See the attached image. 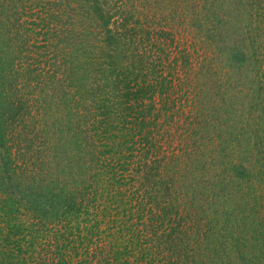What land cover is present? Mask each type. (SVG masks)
<instances>
[{
  "label": "trees",
  "instance_id": "trees-1",
  "mask_svg": "<svg viewBox=\"0 0 264 264\" xmlns=\"http://www.w3.org/2000/svg\"><path fill=\"white\" fill-rule=\"evenodd\" d=\"M175 1L44 15L55 71L24 23L0 24V264H264V0ZM167 5L213 48L195 74ZM214 120L218 183L187 145Z\"/></svg>",
  "mask_w": 264,
  "mask_h": 264
},
{
  "label": "rangeland",
  "instance_id": "rangeland-1",
  "mask_svg": "<svg viewBox=\"0 0 264 264\" xmlns=\"http://www.w3.org/2000/svg\"><path fill=\"white\" fill-rule=\"evenodd\" d=\"M109 2H107V0H100L101 4L105 5L106 7L110 5H114V6H119L122 7L126 10H128L129 12H132V10H135V14L137 15L138 13H142L147 11L145 5L143 4V1H150V0H108ZM71 2V3H70ZM175 4V0H168V4L173 3ZM70 3V4H68ZM35 4V5H34ZM67 4V5H65ZM79 5V0H0V24H2V22L5 20V17H10L9 22L16 23V24H20V23H24L23 25L29 29L28 31L33 35L34 40H36L34 42L35 45V51L36 52H48L43 54V57H45L44 60L40 61L39 65H41L43 68H45L44 71L50 70L51 71H55V69L60 68V69H67L66 66L64 65V62H58L60 61V59L58 60L57 58H55L54 56H51L52 54H54L55 52L53 50H49L48 48H46L44 45V43L47 41L46 39L43 38V36L41 34H37V29L34 27V22H39L41 19H43L44 15L45 18L44 19H49L50 21H55V22H62V19L65 18V16L62 15L61 11L63 9H67L69 7H74L76 10L78 11L80 7H82L81 5ZM40 5L44 6L43 8H45L44 11L40 12L41 10L39 8ZM188 5V0H183V8L186 7ZM18 7L19 9L17 11H15L14 9ZM65 7V8H63ZM85 7L89 10H91L92 5L88 4L87 6L85 5ZM171 7V8H169ZM167 5V10H168V15L164 18V23L163 25H167L166 28L167 29H173L174 30V38L176 39V44L178 43L179 46L181 47V49L185 50L183 52V55H188L190 53V59L193 61V65H194V71L193 74H195V71H199L200 69V63L202 61H205L207 58H211L213 56V48L211 47V45H209L206 41H204L200 35H198L196 32H192L189 27L186 24V19L183 20V18L179 17V14L176 13L174 16L172 15V11L174 9V7ZM41 8V9H43ZM39 9V10H38ZM8 14L6 15L5 11H8ZM36 10H38L36 12ZM40 12L41 16H39L37 18L36 13ZM70 12H72V9L70 10ZM79 13L83 12L82 10L78 11ZM60 13V14H59ZM54 15V16H51ZM73 14V13H72ZM71 14V15H72ZM69 15V17L71 16ZM82 16L85 18V15L82 14ZM42 17V18H41ZM53 17V18H52ZM67 17V16H66ZM166 21H169V23H165ZM179 22L183 23V24H179ZM86 24L88 25H93V23H90L88 21H86ZM3 26V25H2ZM28 34V35H31ZM48 39L50 37L46 36ZM64 37V36H63ZM74 38V36L71 37V39ZM53 39V38H51ZM67 39V38H64ZM55 40H57V38H55ZM40 45V47H39ZM70 49L72 48V44H68ZM42 46V47H41ZM74 47V46H73ZM46 48V50H45ZM57 52L59 51V48H57ZM67 51V48H64V52ZM73 59V58H72ZM70 63L72 62V60L69 61ZM73 63V62H72ZM75 63L72 64L71 68L74 66ZM195 72V73H194ZM202 74H199L197 76V78L195 79V81H199L202 82L203 76H201ZM61 88L58 87L55 91V95L54 98L52 99V104H57V102H61L60 96H61V92H60ZM186 102H192V99H188L186 100ZM187 108L189 109V107L187 106ZM208 118V117H207ZM176 119H178L177 121H179V125L183 124L184 126H182L181 128L185 127L187 124L190 123V121H197V117H176ZM186 123V124H184ZM195 123H193V125L191 124L192 128H193V136H190V138H188V144L189 145V149L192 148L196 150L198 144L200 143V145H206V146H201V148H203L201 150V148H199V151L195 153L196 155V159H195V163L196 166L198 168V174L200 176H202L201 179L205 178L207 180H211V179H216V183H218L217 179L220 178L219 174H220V157L219 155L214 154V149L212 146V139L215 136L214 135V129L217 128V126H219V122H217L216 120L212 121V123L209 125V127H207L206 129L201 130L198 126H194ZM196 125V124H195ZM190 126V127H191ZM47 131H50L51 134L53 133V130H48L47 126L45 127ZM175 127L172 128V134L171 136H169L168 138V142H167V148L170 150H179L182 153V146L180 144H176L178 142L181 141V137L180 132L178 133L177 130H174ZM212 129V130H211ZM181 131V130H180ZM49 132V133H50ZM48 133V134H49ZM183 133V132H182ZM184 134V133H183ZM173 137L175 140L169 141V139ZM194 137V138H193ZM176 144V145H175ZM195 144V145H194ZM186 145V146H187ZM184 146V147H186ZM45 147V146H44ZM21 156V155H20ZM197 175V176H199ZM206 180V181H207ZM220 180V179H219ZM212 181L208 183V185H211ZM195 207V206H193Z\"/></svg>",
  "mask_w": 264,
  "mask_h": 264
}]
</instances>
